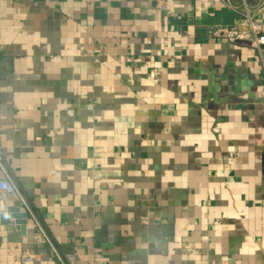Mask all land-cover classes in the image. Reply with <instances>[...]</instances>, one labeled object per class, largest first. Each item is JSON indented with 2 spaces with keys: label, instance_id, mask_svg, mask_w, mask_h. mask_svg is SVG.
<instances>
[{
  "label": "crops",
  "instance_id": "1",
  "mask_svg": "<svg viewBox=\"0 0 264 264\" xmlns=\"http://www.w3.org/2000/svg\"><path fill=\"white\" fill-rule=\"evenodd\" d=\"M247 31L224 0H0V264H264Z\"/></svg>",
  "mask_w": 264,
  "mask_h": 264
},
{
  "label": "built area",
  "instance_id": "2",
  "mask_svg": "<svg viewBox=\"0 0 264 264\" xmlns=\"http://www.w3.org/2000/svg\"><path fill=\"white\" fill-rule=\"evenodd\" d=\"M240 1L241 3L239 5H234L232 4V0H224L225 4L241 13L250 36V46L257 51L262 66L264 67V25L258 16L259 12L264 8V0H255L254 3H251L250 0ZM225 32L226 30L223 31V29H220L215 34L220 36ZM239 36V34L234 35L230 33L227 35V38L234 41ZM262 93L264 94V88L262 89ZM13 187L14 185L10 179L0 177V200H2V192L12 190ZM20 258L22 264H35L37 262L36 254H23Z\"/></svg>",
  "mask_w": 264,
  "mask_h": 264
},
{
  "label": "water",
  "instance_id": "3",
  "mask_svg": "<svg viewBox=\"0 0 264 264\" xmlns=\"http://www.w3.org/2000/svg\"><path fill=\"white\" fill-rule=\"evenodd\" d=\"M4 170H6L5 169V167H4ZM6 172H8L7 170H6ZM11 177V176H10ZM12 178V177H11ZM11 180H13V179H11ZM13 183H14V185H15V187H17V185H16V183H15V181L13 180ZM18 188V187H17ZM25 204L28 206V208L31 210V207H30V205H29V203L25 200ZM32 211V210H31ZM39 225L41 226V228L44 230V227L42 226V224L41 223H39ZM46 236H47V234H46ZM48 237V236H47ZM48 239H49V241H50V243L52 244V246L54 247V249L59 253V251H58V249L55 247V245H54V243H53V241L50 239V237H48ZM59 255H60V253H59ZM63 261V263L64 264H66V262L64 261V259L62 260Z\"/></svg>",
  "mask_w": 264,
  "mask_h": 264
}]
</instances>
